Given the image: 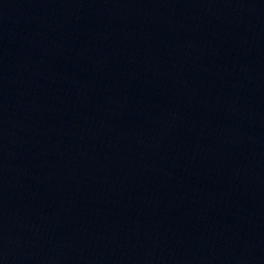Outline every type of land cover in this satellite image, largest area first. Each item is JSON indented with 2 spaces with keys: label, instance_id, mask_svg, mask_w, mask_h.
<instances>
[{
  "label": "water",
  "instance_id": "water-1",
  "mask_svg": "<svg viewBox=\"0 0 264 264\" xmlns=\"http://www.w3.org/2000/svg\"><path fill=\"white\" fill-rule=\"evenodd\" d=\"M0 264H264V0H0Z\"/></svg>",
  "mask_w": 264,
  "mask_h": 264
}]
</instances>
